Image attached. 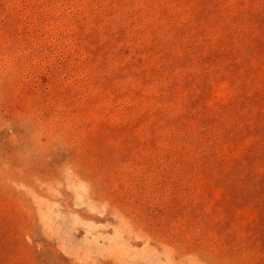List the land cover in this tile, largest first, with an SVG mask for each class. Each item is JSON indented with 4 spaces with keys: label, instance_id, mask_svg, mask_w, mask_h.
Instances as JSON below:
<instances>
[{
    "label": "rangeland",
    "instance_id": "obj_1",
    "mask_svg": "<svg viewBox=\"0 0 264 264\" xmlns=\"http://www.w3.org/2000/svg\"><path fill=\"white\" fill-rule=\"evenodd\" d=\"M0 264H264V0H0Z\"/></svg>",
    "mask_w": 264,
    "mask_h": 264
}]
</instances>
